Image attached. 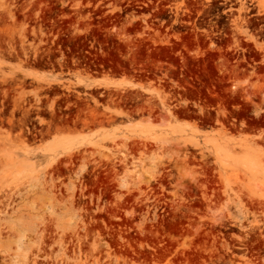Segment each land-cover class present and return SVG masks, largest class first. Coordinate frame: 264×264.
<instances>
[{"label":"rangeland","instance_id":"obj_1","mask_svg":"<svg viewBox=\"0 0 264 264\" xmlns=\"http://www.w3.org/2000/svg\"><path fill=\"white\" fill-rule=\"evenodd\" d=\"M0 264H264V0H0Z\"/></svg>","mask_w":264,"mask_h":264}]
</instances>
